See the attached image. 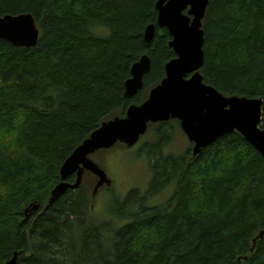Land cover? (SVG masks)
I'll return each mask as SVG.
<instances>
[{
	"label": "trees",
	"instance_id": "trees-1",
	"mask_svg": "<svg viewBox=\"0 0 264 264\" xmlns=\"http://www.w3.org/2000/svg\"><path fill=\"white\" fill-rule=\"evenodd\" d=\"M158 2L0 0V17L31 14L40 30L32 48L0 39V264L15 254L17 264H264V237L253 244L264 230V159L238 132L175 155L165 149L180 121L149 123L155 140L140 152L152 178L144 193L113 196L115 222H97L104 188L94 194L90 173L50 203L60 183L76 182L61 178L74 151L166 78L177 55L157 25ZM202 28L204 82L227 98L262 100L264 130V0H209ZM145 55L144 88L127 98L125 83ZM172 184V197L151 206Z\"/></svg>",
	"mask_w": 264,
	"mask_h": 264
},
{
	"label": "water",
	"instance_id": "water-1",
	"mask_svg": "<svg viewBox=\"0 0 264 264\" xmlns=\"http://www.w3.org/2000/svg\"><path fill=\"white\" fill-rule=\"evenodd\" d=\"M208 3L209 0H159L157 25L168 30L172 37L170 47L177 55L166 65V78L151 90L144 103L130 106L122 118L103 123L74 151L61 168V178L66 180L75 175L76 182L60 183L53 190L50 203L69 189L80 187L88 173L98 180L94 194L105 186L111 187L112 181L93 157L117 144L135 146L147 133L149 123L179 120L183 132L194 144L195 155L219 138L238 132L264 159V130L260 127L263 101L227 98L204 82L202 21ZM0 25V39L12 45L32 48L39 42L40 30L31 14L0 17ZM155 34L156 26H148L145 41L150 43ZM150 69L146 55L133 65L131 78L125 83V97L134 98L143 90L144 77ZM38 208L35 206L34 210ZM263 237L264 230L253 244ZM6 264H17V254Z\"/></svg>",
	"mask_w": 264,
	"mask_h": 264
},
{
	"label": "rangeland",
	"instance_id": "rangeland-1",
	"mask_svg": "<svg viewBox=\"0 0 264 264\" xmlns=\"http://www.w3.org/2000/svg\"><path fill=\"white\" fill-rule=\"evenodd\" d=\"M94 32L101 37H106L109 35L110 30L106 27H97L94 29ZM174 128V136L165 151L175 155H182L192 146V143H190L181 127L174 124ZM154 140V132L151 131L142 137L133 147L111 149L108 152L99 153L93 157L112 181V191H107L105 189L106 186L103 187L104 189L96 200L93 214L97 222L105 220H113L115 222L117 219V214L121 211H118V206L114 209L115 212L112 210V205L115 203L113 196H116V200H124L133 189H138L142 193L147 190L152 173L149 168V158L143 152H140V148L144 143H150ZM90 176L92 175H87L89 180L94 179ZM173 192L174 184L167 187L157 197L151 199L150 205L155 206L165 203L172 197ZM116 222L120 224V222Z\"/></svg>",
	"mask_w": 264,
	"mask_h": 264
},
{
	"label": "snow or ice",
	"instance_id": "snow-or-ice-1",
	"mask_svg": "<svg viewBox=\"0 0 264 264\" xmlns=\"http://www.w3.org/2000/svg\"><path fill=\"white\" fill-rule=\"evenodd\" d=\"M0 26H2V25H0Z\"/></svg>",
	"mask_w": 264,
	"mask_h": 264
}]
</instances>
